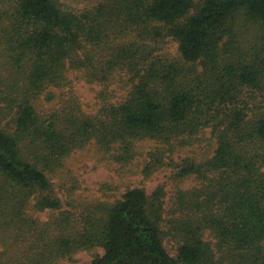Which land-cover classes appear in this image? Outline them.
<instances>
[{
    "label": "trees",
    "instance_id": "trees-1",
    "mask_svg": "<svg viewBox=\"0 0 264 264\" xmlns=\"http://www.w3.org/2000/svg\"><path fill=\"white\" fill-rule=\"evenodd\" d=\"M73 73L103 86L99 110L75 94L41 110ZM115 84L127 94L112 101ZM207 130L211 157L175 159ZM147 142L146 177L196 181L170 206L163 187L67 206L55 193L74 151L94 143L127 165ZM82 251L92 264H264V0H0V264Z\"/></svg>",
    "mask_w": 264,
    "mask_h": 264
},
{
    "label": "rangeland",
    "instance_id": "rangeland-1",
    "mask_svg": "<svg viewBox=\"0 0 264 264\" xmlns=\"http://www.w3.org/2000/svg\"><path fill=\"white\" fill-rule=\"evenodd\" d=\"M67 1L79 8L88 6L90 3V0ZM162 52L176 57L179 54L177 43L169 41ZM71 78L72 87L54 90L57 97L53 103L43 98L40 104L41 110L49 111L58 107L63 99H68L72 94L78 96L85 112L96 113L99 110L103 102L101 96L103 86L90 83L77 73L71 74ZM109 92L112 101L120 100L127 94L125 87L121 84L112 85ZM203 136L202 142L178 150L174 155L175 159L185 156H196L200 159L211 157L217 146L216 139L210 130H207ZM151 146L150 142L142 144L140 146V150H143L142 155L127 165L110 159L94 143L76 150L68 157L65 167L51 176L54 191L67 206L66 202L70 198L81 202H114L120 199L128 189L134 187H143L149 194L158 187H163L166 205L170 206L178 187L189 188L194 186L196 181L192 178L177 179L174 175L175 170L171 167H163L146 177L143 173L145 153ZM47 216V213L40 215L42 219H46ZM166 247L170 253L175 254L171 243L166 242ZM96 252L102 254L103 250L99 248ZM92 259L93 253L82 251L74 256L73 261L63 260L57 264H92Z\"/></svg>",
    "mask_w": 264,
    "mask_h": 264
}]
</instances>
